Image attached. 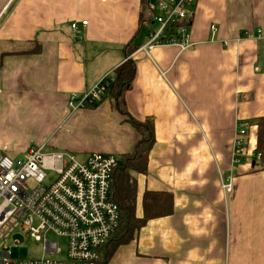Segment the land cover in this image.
Segmentation results:
<instances>
[{
	"label": "crops",
	"instance_id": "crops-1",
	"mask_svg": "<svg viewBox=\"0 0 264 264\" xmlns=\"http://www.w3.org/2000/svg\"><path fill=\"white\" fill-rule=\"evenodd\" d=\"M156 1L0 0V149L26 156L39 146L80 161L132 151L140 133L114 99L70 106L72 93L132 57L126 106L139 120L153 118L156 138L147 173L134 174L136 213L146 189L171 191L174 210L149 220L109 264H264V170L252 165V119L264 115V0H195L192 48L127 57L128 42L148 40L154 23L145 11ZM242 121L247 154L233 163Z\"/></svg>",
	"mask_w": 264,
	"mask_h": 264
},
{
	"label": "built area",
	"instance_id": "built-area-1",
	"mask_svg": "<svg viewBox=\"0 0 264 264\" xmlns=\"http://www.w3.org/2000/svg\"><path fill=\"white\" fill-rule=\"evenodd\" d=\"M194 1L157 0L152 6L156 27L136 51L150 55L158 46H176L181 51L192 48L195 42L185 20L192 15ZM87 23L82 21L83 25ZM71 26L74 36H80L78 22ZM113 79L114 72H109L91 90L72 93L70 106L101 102ZM239 125L234 136V163H240L247 154L243 144L247 125L243 121ZM117 165L118 157L111 153L94 152L80 161L71 151L45 152L39 146L31 147L24 158L11 157L0 149L1 264H96L101 248L121 223L120 206L111 192ZM222 186L226 191L232 189L229 182ZM17 230L30 240L42 242L48 255L9 260L11 248L19 242L10 240ZM50 234L57 235L56 240L49 238ZM58 237L66 238L64 257H58L62 253Z\"/></svg>",
	"mask_w": 264,
	"mask_h": 264
},
{
	"label": "trees",
	"instance_id": "trees-1",
	"mask_svg": "<svg viewBox=\"0 0 264 264\" xmlns=\"http://www.w3.org/2000/svg\"><path fill=\"white\" fill-rule=\"evenodd\" d=\"M144 1L148 2L149 0ZM191 10L192 15L185 20L189 25H191L194 16L193 8ZM139 47L130 41L124 46V53L128 57ZM136 76L137 62L130 57L114 70V79L109 84L104 96V98L114 99L117 109L127 116V119L139 131L140 138L132 151L118 156L111 192L120 206L121 223L117 232L101 248L96 264H109V259L116 249L135 239L138 231L149 220L170 215L174 210V197L171 191L146 189L141 202L143 214L138 216L136 213L137 178L134 174L147 173L149 154L156 141L153 118L139 120L128 111L126 106V98L134 86ZM95 105L97 104L89 106ZM252 121L255 126L256 140L252 165L254 170H264V115L255 117ZM258 153H260V159H257Z\"/></svg>",
	"mask_w": 264,
	"mask_h": 264
},
{
	"label": "rangeland",
	"instance_id": "rangeland-1",
	"mask_svg": "<svg viewBox=\"0 0 264 264\" xmlns=\"http://www.w3.org/2000/svg\"><path fill=\"white\" fill-rule=\"evenodd\" d=\"M153 4V3H152ZM145 13L153 18L154 11H145ZM152 26L154 29L156 25H148L147 28L150 30ZM100 103V102H99ZM98 104V103H97ZM241 128V125H238V129ZM233 144H234V139H233ZM49 148L45 149V151H48ZM226 151V150H225ZM230 152L227 150L226 155L228 156ZM11 157H17V158H24L25 154H10ZM226 156V157H227ZM233 153H231V160H232ZM233 162V161H232ZM234 163V162H233ZM49 238L56 240L57 235L55 234H50ZM10 240L13 242V240H18V244L16 246H13L10 250L8 259L17 261V260H22V259H37L43 257V255H48L44 251V246L42 242H37L35 240H30L28 239L24 234H21L19 230H17L13 235H11ZM58 241L60 243V247L62 248V253L58 255V257H64L65 254V248H66V238L65 237H58ZM16 243V242H15ZM1 264V261H0Z\"/></svg>",
	"mask_w": 264,
	"mask_h": 264
}]
</instances>
